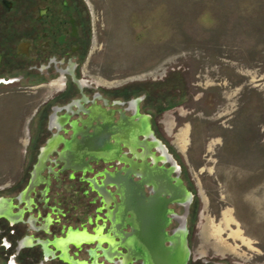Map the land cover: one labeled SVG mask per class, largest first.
Listing matches in <instances>:
<instances>
[{
  "label": "rangeland",
  "instance_id": "1",
  "mask_svg": "<svg viewBox=\"0 0 264 264\" xmlns=\"http://www.w3.org/2000/svg\"><path fill=\"white\" fill-rule=\"evenodd\" d=\"M82 4L90 21L88 84L146 95L142 111H156L179 155L193 194L187 210L176 207L189 229L187 264H264V0ZM32 79L0 84L3 196L13 195L5 186L30 163L36 104L55 90L46 78L28 88Z\"/></svg>",
  "mask_w": 264,
  "mask_h": 264
},
{
  "label": "flooded vegetation",
  "instance_id": "2",
  "mask_svg": "<svg viewBox=\"0 0 264 264\" xmlns=\"http://www.w3.org/2000/svg\"><path fill=\"white\" fill-rule=\"evenodd\" d=\"M86 9L82 0H0V73H12L0 75V84L38 78L28 88H40L46 78L55 88L36 104L29 165L5 186L13 195L0 194V264H151L149 238L165 234L168 246L179 225L172 223L176 207L183 208L177 192L188 189L183 167L156 125V111H142L146 95L107 94L84 77L91 43ZM105 171L120 187H109L117 193L107 209L90 207L86 178ZM128 182L133 195L126 197ZM124 201L133 220L127 211L121 216ZM69 229L94 241L60 251L45 246L44 256L41 243L63 240Z\"/></svg>",
  "mask_w": 264,
  "mask_h": 264
},
{
  "label": "water",
  "instance_id": "3",
  "mask_svg": "<svg viewBox=\"0 0 264 264\" xmlns=\"http://www.w3.org/2000/svg\"><path fill=\"white\" fill-rule=\"evenodd\" d=\"M65 153H66L65 148L63 149V151L59 152L60 160H62L63 154ZM95 177L86 178V182L89 189L87 191L88 193H85V195H83L85 204L92 207V205L98 202L99 204L104 205V208L107 209L110 206V199L113 198L114 192L117 193L115 190L112 191L113 192L112 194L109 187L116 186L118 188L120 187L119 182L121 181L118 182L117 179L115 178V175L111 174L108 171L101 172L99 175V179ZM119 179L125 180L126 178L121 177ZM81 180L83 179H78V178L76 179V181L78 182H80ZM125 190H126L125 191L126 197H127V193L128 194L130 193V196L133 195V185H130L129 182L125 185ZM92 194L95 195V198H91ZM118 194L121 195V192H118ZM177 194L180 197V200L178 202L182 204L187 210V205L191 202L193 198V194L189 190L185 189V187L183 186L180 187V192L178 191ZM122 206L124 207V210H122L121 212L122 218H124L125 215L124 211H127L131 215L130 220L131 219L133 220V207L129 208V206L126 204L125 201L122 203ZM98 210H101V208ZM108 211L113 212V210H108ZM177 219L179 220V225L172 230V234L170 236H167L168 246L163 245L165 234L164 235L153 234L149 238V244L150 246H152L151 259L149 260V263L151 264H187L188 263L191 252L187 240L188 229L186 225V215L178 216ZM63 234H65L63 240L61 239L55 240V238H53L52 240H49L46 243H41L42 252H44V256L46 253L44 250L45 246L51 247L55 251H60L62 250V247L66 245H72L74 247L80 248L83 244H89L90 242L94 241L91 239V237L87 235L85 231L69 229L68 232ZM129 244L132 245L133 248V238L130 239ZM129 244L127 245L129 246ZM128 246L126 247L129 248Z\"/></svg>",
  "mask_w": 264,
  "mask_h": 264
}]
</instances>
